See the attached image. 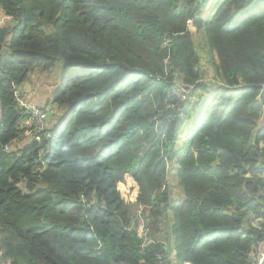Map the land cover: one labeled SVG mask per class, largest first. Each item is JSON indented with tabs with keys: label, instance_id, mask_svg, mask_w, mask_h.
I'll use <instances>...</instances> for the list:
<instances>
[{
	"label": "trees",
	"instance_id": "obj_1",
	"mask_svg": "<svg viewBox=\"0 0 264 264\" xmlns=\"http://www.w3.org/2000/svg\"><path fill=\"white\" fill-rule=\"evenodd\" d=\"M1 15L0 264H255L264 0H0ZM36 74L43 104L69 110L42 132L21 104Z\"/></svg>",
	"mask_w": 264,
	"mask_h": 264
},
{
	"label": "rangeland",
	"instance_id": "obj_2",
	"mask_svg": "<svg viewBox=\"0 0 264 264\" xmlns=\"http://www.w3.org/2000/svg\"><path fill=\"white\" fill-rule=\"evenodd\" d=\"M195 38H198L199 39V37H197V36H195ZM198 39H196V41H195L196 42V45H197V48L201 51V53H203L202 48H201V41L198 40ZM203 55L205 57L203 56V61L201 63V66H202L203 70H205L206 72L209 71V73L208 72L207 73H208V75H210L212 73H211L209 67L207 66L206 55L205 54H203ZM207 69H209V70H207ZM35 77H36L35 80L37 79L38 81H36L33 85H30L28 87L26 85L23 86V91L27 95V98L26 99L30 100V102H27V103H29L28 105H30V107H33L34 105L41 106L40 104H43V103L46 104L48 97L49 96L50 97L52 96V89H51V87H48L47 85H43L42 83H44V80L41 79L37 74L35 75ZM217 89H218V87H217ZM187 92H188V90H186L183 95L185 96ZM184 96L178 95V98L181 101H185L186 99H185ZM204 101H206V100L204 99ZM47 109H48V111H47L48 114L49 115H54L55 117H57L60 112H63L60 107H57L56 110H55V107H53V106H47ZM68 115H69V110L67 109V110H65L64 115L60 116L61 117L60 118V122H58L59 121L58 120L57 123H59V125L64 124V122L66 121ZM0 119H1V114H0ZM194 120L196 122V119L195 118H194ZM195 125H196V123H195ZM193 126L194 125L192 124L191 127H193ZM191 127H190V131L192 129ZM191 133L192 132H190V134ZM28 143H29V140L28 139H24L18 145V148H23V147L27 146ZM171 171L174 173L175 169H172ZM125 181H127L125 184L119 185L120 190L123 191V195L122 196H123L124 200L126 202L136 201V198L134 199V194H133V189L135 187L134 181L132 180V178H127ZM169 182H170L171 185H173L174 189H176L177 191H179L178 188H177V186H176V182H175V179H174L173 176H170ZM129 188H131V189H129ZM175 197L176 198H179L177 194L175 195ZM143 232H144V228L141 226L139 228V233L144 236V233Z\"/></svg>",
	"mask_w": 264,
	"mask_h": 264
},
{
	"label": "built area",
	"instance_id": "obj_3",
	"mask_svg": "<svg viewBox=\"0 0 264 264\" xmlns=\"http://www.w3.org/2000/svg\"><path fill=\"white\" fill-rule=\"evenodd\" d=\"M6 20H10V18L1 15L0 16V25H2ZM192 88L193 87L186 88L184 86V84H182L181 87H180V90L178 91V94L180 96H184L183 95L184 92L186 90H188V92L184 96L185 99H186L187 95L192 90ZM16 94H19V91H17ZM16 97H19V96H16ZM21 104L26 109V115L29 116L28 125H30V127H33V128L35 127V129L38 132L44 131L46 126H47V122H46L47 121V116H48L47 107L44 104H40L41 106L34 105L33 107H30V105H28L29 103L24 102V101H21ZM26 136L27 137L31 136L30 130H27ZM263 248H264V241L259 243L257 245V247L255 248V251L253 253V259L255 260V264H264V258L261 256V251H262Z\"/></svg>",
	"mask_w": 264,
	"mask_h": 264
},
{
	"label": "crops",
	"instance_id": "obj_4",
	"mask_svg": "<svg viewBox=\"0 0 264 264\" xmlns=\"http://www.w3.org/2000/svg\"><path fill=\"white\" fill-rule=\"evenodd\" d=\"M261 124L264 125V113L262 115ZM263 254V255H262ZM261 256L264 258V248L261 251Z\"/></svg>",
	"mask_w": 264,
	"mask_h": 264
}]
</instances>
